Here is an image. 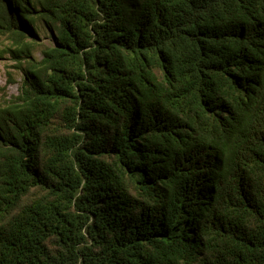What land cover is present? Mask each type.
Listing matches in <instances>:
<instances>
[{"label": "trees", "instance_id": "trees-1", "mask_svg": "<svg viewBox=\"0 0 264 264\" xmlns=\"http://www.w3.org/2000/svg\"><path fill=\"white\" fill-rule=\"evenodd\" d=\"M1 35L0 264H264V0H0Z\"/></svg>", "mask_w": 264, "mask_h": 264}, {"label": "rangeland", "instance_id": "rangeland-1", "mask_svg": "<svg viewBox=\"0 0 264 264\" xmlns=\"http://www.w3.org/2000/svg\"><path fill=\"white\" fill-rule=\"evenodd\" d=\"M44 47H51L53 40L50 33L43 32L41 43ZM13 41L9 36H0V101L10 100L12 96L19 95L24 81V74L19 70L17 63L8 53V49L13 47ZM38 47L36 56L41 59L40 51L43 47Z\"/></svg>", "mask_w": 264, "mask_h": 264}]
</instances>
